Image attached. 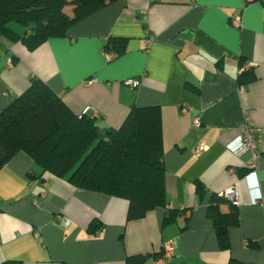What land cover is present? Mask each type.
<instances>
[{"label":"crops","instance_id":"1","mask_svg":"<svg viewBox=\"0 0 264 264\" xmlns=\"http://www.w3.org/2000/svg\"><path fill=\"white\" fill-rule=\"evenodd\" d=\"M9 27L17 36L0 34V111L33 77L74 114L85 107L88 116L97 112L105 128L119 127L130 108L154 110L166 205L127 220L126 199L41 172L19 150L0 166V264H124L128 255L168 241L174 250L163 264H264V154L251 167L249 152L232 153L244 117L264 127V0H116L32 49L21 38L28 27ZM109 37L125 42L107 60ZM241 62L255 75L244 84ZM130 77L140 86L125 87ZM196 115L199 127L192 124ZM200 144L205 149L197 154ZM234 183L238 223L228 228L229 248L222 250L208 203ZM187 208L186 219L164 224L169 209Z\"/></svg>","mask_w":264,"mask_h":264},{"label":"trees","instance_id":"2","mask_svg":"<svg viewBox=\"0 0 264 264\" xmlns=\"http://www.w3.org/2000/svg\"><path fill=\"white\" fill-rule=\"evenodd\" d=\"M116 0H0V34L15 37L9 27L15 22L28 27L21 36L30 49L50 37L66 36L78 20ZM69 7V11H67ZM125 40L109 37L104 51L116 53ZM238 81L254 79L251 67L239 65ZM158 118L154 110L130 108L117 128L102 127L96 118L74 114L57 94L39 78L30 79L28 88L0 111V166L19 150L38 164L41 172L67 177L78 187L122 197L127 200V220L142 218L166 205L163 150L157 142ZM104 133L100 134L99 131ZM197 192L203 184L196 182ZM225 206V210H222ZM189 209H169L164 224ZM219 246L229 248L228 228L238 223L237 206L219 194L208 203ZM99 224L90 230L94 232ZM163 256V248L154 252L128 255L124 264H145ZM1 264H21L6 261ZM229 264H244L230 259Z\"/></svg>","mask_w":264,"mask_h":264},{"label":"built area","instance_id":"3","mask_svg":"<svg viewBox=\"0 0 264 264\" xmlns=\"http://www.w3.org/2000/svg\"><path fill=\"white\" fill-rule=\"evenodd\" d=\"M232 25L235 27H240V19L236 17L235 19L231 20ZM105 57L107 60L112 59V53L108 51H104ZM243 68H248V64H242ZM122 84L125 87L135 89L140 86L141 82L139 78H125L122 80ZM90 108L85 107L79 114L78 117L81 118L84 115H87ZM187 107H182V113H187ZM91 117L97 118L98 113L93 111ZM192 124L196 127L201 126V120L196 115L192 119ZM238 133L240 137L239 145L232 151L235 155H241L245 152H249L251 154V162L250 166L255 167L256 159L264 154V127H259L254 125L252 120L248 117H244L242 121L238 124ZM205 149V146L200 144L196 148V153L200 154ZM222 197L229 200L233 205H239L241 203L240 191L237 183L231 184L226 187L221 193L219 194ZM264 205V201L262 202ZM69 221L68 219H64V224H67ZM174 244L172 241H168L163 245V256L157 259V264H163L166 258L170 257L173 254Z\"/></svg>","mask_w":264,"mask_h":264},{"label":"rangeland","instance_id":"4","mask_svg":"<svg viewBox=\"0 0 264 264\" xmlns=\"http://www.w3.org/2000/svg\"><path fill=\"white\" fill-rule=\"evenodd\" d=\"M69 7H67V11H69ZM146 264H151V261H148Z\"/></svg>","mask_w":264,"mask_h":264},{"label":"water","instance_id":"5","mask_svg":"<svg viewBox=\"0 0 264 264\" xmlns=\"http://www.w3.org/2000/svg\"><path fill=\"white\" fill-rule=\"evenodd\" d=\"M99 133H100V134H103V133H104V131H103V130H100V131H99Z\"/></svg>","mask_w":264,"mask_h":264}]
</instances>
